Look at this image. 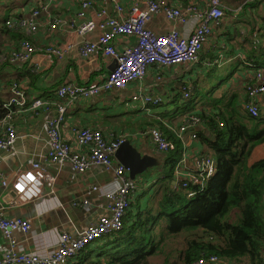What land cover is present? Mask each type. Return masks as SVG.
I'll list each match as a JSON object with an SVG mask.
<instances>
[{"label":"crops","instance_id":"1","mask_svg":"<svg viewBox=\"0 0 264 264\" xmlns=\"http://www.w3.org/2000/svg\"><path fill=\"white\" fill-rule=\"evenodd\" d=\"M83 1L85 0H0V109H5L3 105L15 98L14 83L25 90L29 102L41 96L48 100V106L38 111L28 109L29 107H15L14 109L19 111L11 119L0 118V133L8 123L13 124L17 132L12 147L9 150H0V168L6 178L10 180L16 171L21 168L28 169L33 163H39L47 173L56 177V195L44 196L25 206L12 205L13 196L10 190L0 182V215L21 218L30 224L27 233L16 230L12 235L17 248L29 253L50 255L58 248L62 234L68 233L75 238L81 230L97 221L99 217L110 214L111 202L107 193L117 188L115 165H93L79 173L68 161L57 163L47 158L50 149L48 120L57 114L56 103H65L55 97V90L62 84L89 85L102 82L117 64L113 57L107 56L100 49L89 57H83L79 52V46L84 41H99L102 34L100 29L86 35H80L65 24L57 29H50L51 21H68L76 16ZM92 1L93 4L86 9L87 19L102 21L104 18L98 16L101 10H106V18L116 14L114 0ZM158 1L181 8L189 17L187 22L183 23L169 19L164 11L153 15L147 27L160 35L172 31H178L182 35L191 34L198 26L199 20L195 14L189 13L190 8L197 6L202 9L208 4V0ZM221 1L225 7V16L221 24L213 28V34L202 49L198 63L168 67L153 65L142 80L130 84L125 90H103L92 98L68 105L61 125L64 139L73 141L74 128L90 126L101 129L110 139L125 137L139 152L155 158L158 162V165L136 175L135 180L140 191L132 202L137 201L145 205L148 200L143 202L144 190L148 192L153 189L160 194L159 185L165 180L163 178L169 170V166H165L167 153L159 151L150 137L149 131L153 126L160 123L168 138L174 135L180 145V159L185 161V172L191 174L196 172L197 155L213 153L208 143L202 141L203 137H210L215 141L212 139L215 135L210 132L211 126L207 121L196 128L197 137L192 136L191 130L186 131L182 137L176 136L173 127L182 123L185 114L179 117L182 114L179 113L175 118L168 119L170 114L162 106L145 107L143 103L132 100L134 94L145 93L161 97L163 105L175 102L179 91H184L186 86L193 88L196 81L201 86L208 80L214 93L207 95V99L218 98L221 101L226 95L228 102L236 101L238 115L235 121L239 119L247 124L254 123L250 121L251 118L245 109V105L251 100L257 102L264 118V93L251 95L248 90L250 85L257 83L254 79L256 68L264 64V0ZM147 2L148 0H120L124 11L134 4L146 10ZM36 10L39 14L34 17ZM17 18H35L38 30L28 34L26 30L15 31L5 25L7 20ZM22 38L30 39L36 52L27 63L10 62L7 57L19 46ZM135 42L134 37L121 36L116 39L115 46L118 50H123L125 46ZM67 45H71V48L61 60L46 52L47 47ZM249 55L260 57L254 61L248 58ZM235 61L242 63L243 67L232 69L226 77L222 78L220 72L212 73L215 67L217 71L222 70ZM217 78L221 80H215ZM226 79L229 81V88L225 86ZM201 106L194 112L199 113ZM259 122L263 128L264 119ZM263 147L264 143L255 150L256 157L264 155ZM260 149L263 155L257 156ZM113 161L115 164H121L116 156ZM171 184L174 187L177 183L172 179ZM150 199L152 200L153 196ZM84 202H87V206H83ZM9 244V239L0 230V248Z\"/></svg>","mask_w":264,"mask_h":264},{"label":"built area","instance_id":"2","mask_svg":"<svg viewBox=\"0 0 264 264\" xmlns=\"http://www.w3.org/2000/svg\"><path fill=\"white\" fill-rule=\"evenodd\" d=\"M114 2L116 14L106 18V10H101L98 12V16L104 19L100 22L86 18V9L93 4L92 0L83 1L80 11L68 21L60 19L51 21V30L65 24L80 35L100 29L102 34L99 41L97 43L84 41L79 46V52L83 57H89L100 49L107 56L113 57L117 64L102 82H93L89 85L73 83L60 85L54 95L56 98L64 100L65 103L62 101L56 103L57 114L49 118L47 127L50 143L47 155L49 161L57 163L68 161L79 173L93 165L116 166L117 188L115 191L107 193V198L111 202L110 214L99 217L97 221L81 230L75 238L68 233L62 234L58 248L50 255L19 250L12 237L13 232L21 230L27 233L30 224L21 218L14 219L0 215V230L10 241L8 246L0 248V264H69L86 247L124 229L129 206L140 191L139 185L136 180L130 178L127 169L122 164H115L113 161L125 137L110 139L101 129L87 126L74 128L73 141L64 139L61 134V125L64 122L68 105L82 99L92 98L103 90H125L130 84L142 80L153 65L160 67L179 64L195 65L199 62L202 49L213 34V28L221 24L226 13L221 0H208L205 8L200 9L197 6L190 8L189 13L195 14L199 20L198 26L191 34L182 35L178 31H172L160 35L147 27V23L153 15L164 11L169 19L186 23L189 18L188 13L179 7L165 5L158 0H148L146 10H143L138 4H134L127 11H124L120 0H114ZM38 14L39 11L36 10L33 16ZM5 24L11 29L26 30L28 34L38 30L35 18L9 19ZM121 36L134 37L136 42L125 46L123 50H118L115 41ZM70 48L71 45L50 46L46 48V52L55 59L61 60ZM35 52L31 40L24 38L19 42V46L10 52L7 59L10 62L27 63L32 60ZM254 79L257 83L248 87L250 94L264 93V64H260L256 68ZM13 85L15 98L3 105L8 112L4 120L11 119L19 111L14 109L15 107L19 109L29 107L28 109L38 111V109L48 106V100L42 96L29 102L25 90L19 84L14 83ZM190 97V91L184 92V100ZM131 98L135 102L143 103L145 107L159 106L163 102L161 97H153L145 93L134 94ZM245 109L252 117H262L257 102L251 100L245 105ZM184 117L179 126L173 127L174 134L182 137L186 131L191 130L192 136L197 137L195 130L198 126L203 125V120L199 115L189 112L185 113ZM149 133L159 151L167 153L168 156L176 155L177 144L166 136L160 124L153 126ZM16 137L17 132L14 125L8 123L0 133V150H9ZM184 162V159H180L174 166L172 176L177 183L174 187L186 188L189 185H203L215 175L217 170L215 159L206 154L196 156V172L193 174L185 172ZM0 182L3 187L15 192L11 202L15 206H25L44 196L56 195V177L47 173L39 163H33L28 169H19L10 180L6 178L0 168ZM192 195L193 193L190 192L189 196ZM83 206H87V202H84ZM209 259V262L212 263L221 261L214 255ZM207 261V259L201 258L195 264H207ZM262 264H264V255Z\"/></svg>","mask_w":264,"mask_h":264},{"label":"trees","instance_id":"3","mask_svg":"<svg viewBox=\"0 0 264 264\" xmlns=\"http://www.w3.org/2000/svg\"><path fill=\"white\" fill-rule=\"evenodd\" d=\"M256 56L248 58L259 59L260 55ZM186 91H190L191 97L183 99L186 106L182 114L199 115L203 122L209 123L210 132L216 136L215 141L210 137L202 140L213 150L215 175L203 185L173 187L172 172L181 158L178 149L176 155L165 159L169 170L159 185L161 193L154 192L153 199L151 196V201L148 199L145 205L132 202L123 230L109 235L103 243L97 242L94 247L97 251L92 245L86 247L69 264H195L201 258L207 259V264H262L264 155L256 157L254 154L264 143V127L261 128L259 122L264 118L248 115L252 124L235 121L236 101L222 102L226 95L221 101L207 99L214 89L204 92L198 81L193 88L186 86L184 91L180 90L177 98H182ZM200 102L202 106L196 113ZM7 113L0 109V118ZM178 114V111L170 114L168 119ZM169 138L180 148L174 135ZM183 235L184 242L168 249L171 240ZM156 255L164 256L162 263L150 261ZM212 255L221 261L209 262Z\"/></svg>","mask_w":264,"mask_h":264},{"label":"rangeland","instance_id":"4","mask_svg":"<svg viewBox=\"0 0 264 264\" xmlns=\"http://www.w3.org/2000/svg\"><path fill=\"white\" fill-rule=\"evenodd\" d=\"M238 68V67H240V68H242L243 67V64L242 63H238L237 61H235L234 63H232V64H229L228 66H226V67H224L222 70H220V69H218V71H217V67H215L213 70H212V73H218V72H220L221 73V75H222V78L223 77H226L230 72H231V70L232 69H235V68ZM221 78V77H220ZM220 78H217V79H215V80H219ZM221 78V79H222ZM220 79V80H221ZM205 82H207V83H204V84H202L201 86H200V89L202 90V91H208L210 88H211V85H209L210 83H209V81L208 80H206ZM219 82V81H218ZM218 82H216V84L218 83ZM229 81H228V79H226L225 80V86H227L228 88H229ZM204 93V92H203ZM177 100V102L175 101V102H173V103H166V104H163V105H160V106H162L163 107V109H166V111H167V113H169V114H171V115H173L175 112H177L178 111V113H182V111H183V108H184V106H186L185 105V102H184V100H183V97L182 98H180V99H176ZM222 102H228V99L227 98H225V100H223ZM198 103V102H197ZM196 103V104H197ZM201 102L199 103V106L198 107H200L201 106ZM179 115V114H178ZM182 116H184V114H181L179 117H182ZM165 118H167V117H165ZM177 121H178V119H177ZM264 148V147H263ZM255 156H256V153L254 154ZM260 155H263V153L261 152V149L260 150H258V154H257V156H260ZM213 158H214V153H212V155H211ZM147 189V188H146ZM145 191V190H144ZM145 194V196H144V198L145 199H143V202L145 201H147L151 196H153V195H155L154 194V190L153 189H151L150 191H148L147 193H144ZM154 197V196H153ZM135 201V200H134ZM107 239V238H106ZM105 239V240H106ZM104 239L103 240H100L102 243L105 241ZM182 242H184V235L183 236H181V237H179V238H177V239H174V240H171L170 241V245H169V247H168V249H171V248H175L176 247V245H180ZM96 246V244H93L92 246H91V248L93 249L94 247ZM96 251L98 250L97 248H94ZM95 254H96V252H95ZM163 259H164V256L163 255H156V256H154V257H151L150 258V261L151 262H153V263H162V261H163ZM84 263V262H83ZM78 264V263H77Z\"/></svg>","mask_w":264,"mask_h":264},{"label":"water","instance_id":"5","mask_svg":"<svg viewBox=\"0 0 264 264\" xmlns=\"http://www.w3.org/2000/svg\"><path fill=\"white\" fill-rule=\"evenodd\" d=\"M216 136H213L212 139L215 140ZM116 158L119 162L129 171L130 178H136L138 173H142L149 167L158 165V162L155 158L143 155L139 150L134 147L131 142L127 139L120 145L116 152ZM10 194L14 197L15 192L10 191Z\"/></svg>","mask_w":264,"mask_h":264},{"label":"bare ground","instance_id":"6","mask_svg":"<svg viewBox=\"0 0 264 264\" xmlns=\"http://www.w3.org/2000/svg\"><path fill=\"white\" fill-rule=\"evenodd\" d=\"M190 99V98H189Z\"/></svg>","mask_w":264,"mask_h":264}]
</instances>
